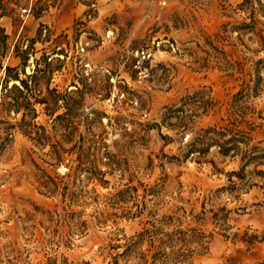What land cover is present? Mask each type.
<instances>
[{"label":"rangeland","instance_id":"374dc122","mask_svg":"<svg viewBox=\"0 0 264 264\" xmlns=\"http://www.w3.org/2000/svg\"><path fill=\"white\" fill-rule=\"evenodd\" d=\"M236 119L264 144V0H0V264H264V158L189 151Z\"/></svg>","mask_w":264,"mask_h":264},{"label":"trees","instance_id":"16d2710c","mask_svg":"<svg viewBox=\"0 0 264 264\" xmlns=\"http://www.w3.org/2000/svg\"><path fill=\"white\" fill-rule=\"evenodd\" d=\"M6 69H11V67L6 66ZM14 78L24 82L18 74H15ZM180 111H183L182 107H178V118H180V123H182L181 127L185 126L186 128L187 124L184 119L188 117L189 114H186L185 116L182 114L179 115ZM232 125L234 126L232 128L214 125L201 129V131L198 132L190 142L191 147L189 151L198 154H205L212 146H218L219 152L224 155H239L246 162L245 164L253 161L260 163L259 161L264 158V144L253 143V137L249 134H242L244 130L240 128L235 131L234 129L240 125L239 120L236 119L232 121ZM259 143H262V141ZM244 170L245 167H242L239 171L233 170L232 174L241 176V173H245ZM259 171L264 172V170ZM148 232H150L149 229L140 232L137 235V239L131 237V240L127 244L128 248L142 239ZM178 232L182 234L178 239L181 243L180 247H178V257H181L182 260L188 261L189 256L193 255L195 252L203 253L208 248L206 244L207 241L205 240L206 235L202 232L198 234L194 233L192 235H187V232L183 230H178Z\"/></svg>","mask_w":264,"mask_h":264},{"label":"built area","instance_id":"2783aa9c","mask_svg":"<svg viewBox=\"0 0 264 264\" xmlns=\"http://www.w3.org/2000/svg\"><path fill=\"white\" fill-rule=\"evenodd\" d=\"M31 9L30 8H24L21 15L25 18L26 16L29 15ZM137 53V63H136V67L138 68V75L140 78L147 76L148 72V67L144 66V62L145 60L150 57V52H148L145 49H137L136 51ZM98 137V136H97Z\"/></svg>","mask_w":264,"mask_h":264},{"label":"bare ground","instance_id":"6f19581e","mask_svg":"<svg viewBox=\"0 0 264 264\" xmlns=\"http://www.w3.org/2000/svg\"><path fill=\"white\" fill-rule=\"evenodd\" d=\"M16 82H20V80H19V79H16V78H15V79L13 78V79L11 80V84H14V83H16Z\"/></svg>","mask_w":264,"mask_h":264}]
</instances>
